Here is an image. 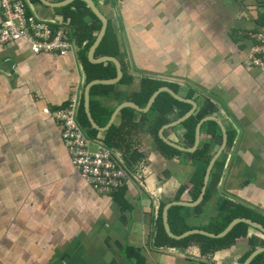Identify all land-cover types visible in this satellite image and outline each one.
Instances as JSON below:
<instances>
[{"label": "crops", "instance_id": "crops-1", "mask_svg": "<svg viewBox=\"0 0 264 264\" xmlns=\"http://www.w3.org/2000/svg\"><path fill=\"white\" fill-rule=\"evenodd\" d=\"M23 1L30 15L63 29L72 49L35 53L21 38L0 42V264H245L262 249L264 233L246 223L230 236L200 231L219 235L238 218L264 226V72L245 65L253 36L264 31V0H93L108 20L104 36H115L117 54L110 55L122 71L117 82L90 90L96 124H111L104 132L81 113L87 115L85 87L97 74L88 65L89 43L102 22L81 0L62 7ZM3 18L0 7V26ZM102 40L97 58L108 56L97 55ZM153 81L194 106L171 96L176 102L161 99L152 109L160 92L148 112L115 113L126 102L140 107L137 94ZM72 98L93 149L95 140L104 143L130 174L107 195L82 180L62 124L46 115ZM185 114L164 134L191 152L151 134L154 121ZM149 176L162 189L156 195L147 191Z\"/></svg>", "mask_w": 264, "mask_h": 264}, {"label": "built area", "instance_id": "built-area-1", "mask_svg": "<svg viewBox=\"0 0 264 264\" xmlns=\"http://www.w3.org/2000/svg\"><path fill=\"white\" fill-rule=\"evenodd\" d=\"M0 7L4 18L0 26V42L9 40L30 38L34 48L50 50L58 45H63L68 54L71 52L72 44L68 34L60 29L56 34L48 30V21L36 19L27 14V7L20 0H0ZM29 23H25L26 19ZM41 36L40 40L37 37ZM254 43L250 49L245 65L256 67L264 72V31L253 36ZM78 101L71 99L69 106L64 112L71 110L72 117L66 119L62 117V126L68 127L66 141L70 145L72 158L78 167V172L83 179L87 180L95 189L102 193H111L125 184V170L121 167L118 160L111 154L110 149L100 141L95 140L97 150L95 153L90 151L93 140H89L85 134L75 129L70 121L77 118ZM48 111V110H47ZM64 133V130H62ZM97 142V143H96Z\"/></svg>", "mask_w": 264, "mask_h": 264}, {"label": "water", "instance_id": "water-1", "mask_svg": "<svg viewBox=\"0 0 264 264\" xmlns=\"http://www.w3.org/2000/svg\"><path fill=\"white\" fill-rule=\"evenodd\" d=\"M72 1H75V0H67L65 2H57V3H48L46 4L44 0H40V2H42L44 5L48 6V7H62V6H65L66 4L68 3H71ZM83 2H85L88 7L92 10V12L96 15V17L102 22V28H101V31L99 33V35L97 36L96 40L94 41L93 45L91 46L90 50H89V53H88V59H89V62L91 63H94V64H100V63H105V62H112V64L115 66V69H116V76L113 78V79H108V80H102V79H97V80H94V81H91L90 83H88L85 87V108H86V113H87V116L92 124V126L96 129V130H99V131H107L108 130V127H100L96 124L95 120L93 119L92 117V114H91V108H90V90H91V87L94 86V85H97V84H109V83H115L117 82L121 76H122V71H121V65L119 63V61L111 56H102V57H99L97 58L95 56V51H96V48L98 47L100 41L102 40L103 36L105 35L106 33V30H107V27H108V20L106 18V16L99 10V8L97 7L96 3L93 1V0H81ZM47 2V1H46ZM160 92H165V93H168L170 96H172L175 100H178V101H183V102H187V103H190L192 105V107L194 106V103L192 101H189V100H184L183 98L179 97L175 92H173L169 87H160L159 89H157L152 95L151 97L149 98L147 104L145 107L143 108H140L138 107L136 104L132 103V102H126L124 103L123 105L119 106L115 113L123 108V107H129V108H132L136 111H139V112H148L147 110L149 109V107L151 106V104L153 103L155 97L160 93ZM189 115L188 114H185L183 117H181L180 119L178 120H175L173 122H170V123H167L165 125H163L159 131H158V137L160 138V140L165 143L166 145H168L169 147H172L174 149H177L179 151H185V152H191L193 149L192 148H185L183 146H181L180 144L178 143H175L173 141H170L164 134V130L166 129H169V128H173V127H176L177 125H179L180 122H182L186 117H188ZM115 117V116H114ZM212 120H215L217 121L216 119L214 118H211ZM113 120V119H112ZM218 122V121H217ZM112 123V122H111ZM219 123V122H218ZM200 127H201V123L199 124V129L197 130V136H196V142H195V146L198 144L199 140H200ZM209 172H210V169L208 170V173H207V176L209 175ZM82 178V177H81ZM207 180V177L205 179V182ZM208 185V184H207ZM173 205H180V203H177L175 202ZM181 205H184V204H181ZM169 205L166 206V208L164 209V215H165V218H166V211L168 209ZM238 223H246L248 224L250 227L254 228V229H258L259 231L263 232L264 233V226L257 223V222H254L250 219H246V218H238L236 220H234L228 227L225 231H223L221 234L219 235H215V234H211V233H208V232H203V231H200L201 233L203 234H206L207 236H211V237H215V238H218V237H222L224 235H226L227 233H229L233 227L238 224ZM165 229H166V232L168 233L169 236L173 237V238H178L177 236H175L174 234H171L169 229H168V225L165 223ZM264 252V247L262 249H260L259 251L255 252L252 254V256L248 259V261L245 263V264H249V262L254 259L258 254Z\"/></svg>", "mask_w": 264, "mask_h": 264}, {"label": "trees", "instance_id": "trees-1", "mask_svg": "<svg viewBox=\"0 0 264 264\" xmlns=\"http://www.w3.org/2000/svg\"><path fill=\"white\" fill-rule=\"evenodd\" d=\"M81 4L85 5L86 6V3L83 2V1H79ZM89 10V9H88ZM92 16L97 20L98 23L101 24V21L92 13ZM109 30V29H108ZM112 35V34H110ZM94 42V38H91L90 40V43L89 44H92ZM116 47H117V44H116V40H115V36H109V33L107 31V34L106 36H104L103 40H102V43L100 44L98 50H97V55L100 56V55H108V56H112L113 54H117V51H116ZM112 54V55H110ZM114 57V56H113ZM89 66L92 67V69H94L97 74L95 75V79H111L115 76V69L113 67V65L111 64V62H107V63H104V64H91V63H88ZM111 71V74H107V71ZM123 78V77H122ZM94 79V80H95ZM122 80V79H121ZM155 82L154 85L150 86V88H146V86H143L142 88V91L137 94V98L139 99L138 100V105L140 107H144L148 98L151 96V94L156 90L158 89L159 87H161L163 84L161 82H157V81H153ZM146 83H152V81H149V80H146L144 82V84ZM97 87V86H96ZM161 99H166L167 101H174L176 102L170 95H168L167 93H162L158 96V98L155 100L154 104H153V107L152 109H155L156 107H158L160 105V101ZM159 101V102H158ZM170 108V105H167L163 110H162V115H165L167 113V111L169 110ZM128 111H132L130 109H126ZM83 112V117H84V120L88 123V120H87V115H85V112L84 110L82 109L81 113ZM157 112L161 113V109L159 108L157 110ZM80 115V114H79ZM79 115L77 116V119L79 118ZM161 115V116H162ZM79 120V119H78ZM191 118L188 120L190 121ZM167 121L166 119L164 118H160L159 120L157 121H154L152 126H151V134L154 136V138L157 140V141H160L162 142L160 139H158V136H157V132L158 130L160 129L161 126H163L164 124H166ZM110 131V130H109ZM112 131V130H111ZM92 132H95V130H93ZM189 142L191 143H194L193 142V139H189ZM240 225H243V226H246V224H240ZM239 225V226H240ZM233 231H231L227 236H230V234H232ZM226 236V237H227ZM225 237V238H226ZM264 256L261 254L256 256L254 258V260L252 261L253 264H264ZM251 263V264H252Z\"/></svg>", "mask_w": 264, "mask_h": 264}, {"label": "rangeland", "instance_id": "rangeland-1", "mask_svg": "<svg viewBox=\"0 0 264 264\" xmlns=\"http://www.w3.org/2000/svg\"><path fill=\"white\" fill-rule=\"evenodd\" d=\"M73 99V98H72ZM69 106V105H68ZM71 110H66V111H64V112H58V111H50L49 109H48V111H47V109L45 110V112H46V115H50L51 117H53L54 118V120L55 121H57V123H58V125H60L61 124V122L60 121H62L61 119H62V117H66V119H69L70 117H72V112H70ZM77 115V114H76ZM77 117V116H76ZM70 123H71V125H75V129L76 130H78V131H81V129H82V125H81V123H79L78 121H77V118H73L71 121H70ZM63 128V130H64V133L63 132H61V138L62 139H65L66 140V134H67V130H68V127H65V126H63L62 127ZM97 143V142H96ZM90 151L92 152V153H95L96 151H95V149H93V145L92 146H90ZM111 154L113 155L114 153H112V151H111ZM125 172V184L127 183V181L130 179V174L128 173V172H126V171H124ZM83 181H85L92 189H93V191L96 193V194H98V195H100V196H103V195H107L106 193H102V192H100L99 190H97V189H99V188H97V189H95L87 180H85V179H82ZM32 191V190H31ZM9 210H11V211H13V209H9ZM18 215V214H17ZM16 215V216H17ZM2 221H0V228L2 227V222H3V219H1ZM14 223V222H13ZM18 225H19V221H17L16 223H15V226H14V229H16L17 227H18ZM4 233H6V232H4ZM16 244L18 245V246H24V243H22V242H16ZM29 245V243H27L26 245H25V248L27 247Z\"/></svg>", "mask_w": 264, "mask_h": 264}, {"label": "bare ground", "instance_id": "bare-ground-1", "mask_svg": "<svg viewBox=\"0 0 264 264\" xmlns=\"http://www.w3.org/2000/svg\"><path fill=\"white\" fill-rule=\"evenodd\" d=\"M30 22V19H26L25 23H29ZM58 25H62V24H58ZM61 28H56V29H52L51 26L48 24V30L52 33V34H56L58 31H60ZM41 36L39 34V36L37 37L38 40H40ZM23 40H26L30 43L31 45V48H32V51L35 52V53H39V52H42V51H45V52H53V53H58L59 55H67L68 52L66 50V48L63 46V45H58L56 47H54L53 49H50V50H43V49H38V48H34L33 47V44L32 42L29 40L30 38H21ZM48 110V109H47ZM64 143H65V146L68 150V152L70 153L71 157H72V152H71V149H70V145L68 144V142L64 139ZM72 161H73V158H72ZM73 165L75 167V169L78 171V167L77 165L74 163L73 161Z\"/></svg>", "mask_w": 264, "mask_h": 264}, {"label": "clouds", "instance_id": "clouds-1", "mask_svg": "<svg viewBox=\"0 0 264 264\" xmlns=\"http://www.w3.org/2000/svg\"><path fill=\"white\" fill-rule=\"evenodd\" d=\"M23 1V0H22ZM25 4H26V7H27V14L28 15H30L29 14V9H28V5H27V3L25 2V1H23ZM30 16H32V15H30ZM33 17H35V16H33ZM36 19H39V20H43V19H40V18H37V17H35ZM44 21H49V20H44ZM89 138H91L90 136H89ZM110 151H112V150H110ZM114 157V156H113ZM116 160H117V158H115ZM149 160L151 161V160H154V157H149ZM121 165V164H120ZM123 168V167H122ZM124 170H125V168H123ZM126 171V170H125ZM78 172V171H77ZM79 173V172H78ZM144 173H145V175L147 176L148 175V173H149V169L148 168H145L144 169ZM79 175H80V173H79ZM81 176V175H80ZM82 177V176H81ZM83 179V178H82ZM147 183H148V188H147V191H149L150 192V194H152V195H156L157 193H159V192H161L162 191V189H158V188H156V184H155V177L154 176H149L148 177V181H147Z\"/></svg>", "mask_w": 264, "mask_h": 264}]
</instances>
